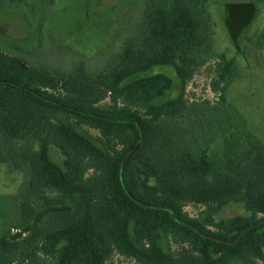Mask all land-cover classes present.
Masks as SVG:
<instances>
[{
    "label": "trees",
    "instance_id": "trees-1",
    "mask_svg": "<svg viewBox=\"0 0 264 264\" xmlns=\"http://www.w3.org/2000/svg\"><path fill=\"white\" fill-rule=\"evenodd\" d=\"M208 2L144 0L133 32L95 70L0 48V165L22 175L0 264H109L115 253L138 264H264V140L228 100L240 67L215 48ZM257 10L226 4L234 41ZM213 59L217 100L189 101L188 83ZM166 66L176 97L175 78L155 71ZM233 202L251 214L213 227L185 209Z\"/></svg>",
    "mask_w": 264,
    "mask_h": 264
},
{
    "label": "rangeland",
    "instance_id": "rangeland-1",
    "mask_svg": "<svg viewBox=\"0 0 264 264\" xmlns=\"http://www.w3.org/2000/svg\"><path fill=\"white\" fill-rule=\"evenodd\" d=\"M144 0H0V48L21 55L31 63L71 69L85 63L89 69L101 68L133 32ZM250 0H209L214 22L215 48L228 57L235 56L241 77L229 88L228 100L247 117L251 129L264 140V0H253L258 8L252 23L234 41L226 25V4ZM262 42V43H261ZM261 43V44H260ZM215 59L201 66L188 83L189 101H216L211 88ZM176 80L174 68L157 67ZM180 93L177 83L167 98ZM97 133L94 129H89ZM51 157L62 163L59 150L52 147ZM22 175L0 165V235L18 211L17 191ZM192 216L209 226L237 215L249 216L243 203H230L217 213H205V206L185 207ZM109 264H138L133 258L115 253Z\"/></svg>",
    "mask_w": 264,
    "mask_h": 264
},
{
    "label": "water",
    "instance_id": "water-1",
    "mask_svg": "<svg viewBox=\"0 0 264 264\" xmlns=\"http://www.w3.org/2000/svg\"><path fill=\"white\" fill-rule=\"evenodd\" d=\"M138 146H139V144L137 145L136 149L138 148ZM136 149L134 151H132L127 157L131 156L136 151Z\"/></svg>",
    "mask_w": 264,
    "mask_h": 264
},
{
    "label": "flooded vegetation",
    "instance_id": "flooded-vegetation-1",
    "mask_svg": "<svg viewBox=\"0 0 264 264\" xmlns=\"http://www.w3.org/2000/svg\"><path fill=\"white\" fill-rule=\"evenodd\" d=\"M261 43H262V42H261ZM261 43H260V44H261Z\"/></svg>",
    "mask_w": 264,
    "mask_h": 264
}]
</instances>
